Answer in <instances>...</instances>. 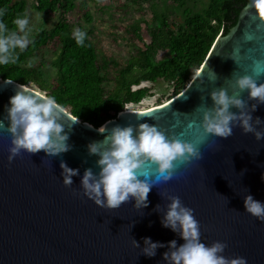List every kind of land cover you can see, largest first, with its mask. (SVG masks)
I'll list each match as a JSON object with an SVG mask.
<instances>
[{"label": "water", "instance_id": "1", "mask_svg": "<svg viewBox=\"0 0 264 264\" xmlns=\"http://www.w3.org/2000/svg\"><path fill=\"white\" fill-rule=\"evenodd\" d=\"M256 4L257 0L247 1L236 22L217 36L188 84L166 102L146 110L123 109L99 126L64 109L65 122L72 125L70 130L66 125L71 148L58 157H47L42 150L34 154L22 151L9 163L10 134L0 129V264H165L161 254L167 248L157 249L148 258L132 244L135 239L143 247V237L183 243L161 226L155 206L159 204L162 212L168 201L159 191L179 196L194 210L204 243L223 241L227 244L225 256L264 264V221L243 207L248 192L264 201V139L257 141L239 127L227 139L210 137L201 148L203 158L187 167L180 165L169 182L154 186L148 194V207L141 210L133 207L132 200L116 209L95 205L80 189V176L72 178L73 185L65 186L60 168L63 160L70 168H78L80 175L88 167L98 171L97 158L88 155L87 144L103 138L97 131L102 125L149 123L192 140L201 107L211 105L208 93L213 88H228V79L237 75L264 80V18H259ZM253 12L259 19L252 18ZM212 71L215 80L210 79ZM21 85L0 79V119L8 98ZM241 98L247 100V93H241ZM252 103L255 101H249ZM252 116L264 121V104L257 105ZM258 127L264 130V124Z\"/></svg>", "mask_w": 264, "mask_h": 264}, {"label": "clouds", "instance_id": "2", "mask_svg": "<svg viewBox=\"0 0 264 264\" xmlns=\"http://www.w3.org/2000/svg\"><path fill=\"white\" fill-rule=\"evenodd\" d=\"M0 15H3L2 10ZM12 24L14 27L9 28L0 21V65L16 63V50L23 51L30 43L32 28L28 14H18ZM72 38L77 46L84 47L87 33L77 27L72 31ZM216 78L212 71L210 79ZM227 83L228 88H213L208 93L211 105L201 107L199 127L192 140L182 139V134L166 132L149 123L114 124L110 128L102 125L97 131L103 138L87 144L88 155L97 158L98 171L88 167L80 175L78 168H70L61 160L62 183L71 186L72 178L80 176V189L95 205L116 209L132 200L133 207L141 210L148 207V194L154 186L158 188L169 182L180 165L187 167L203 158L201 148L208 144L210 137L227 139L232 136L233 129L239 127L243 133H251L257 141L264 139V130L258 127L264 121L252 116L257 105L264 104V80L245 74L229 78ZM244 92L247 100L241 98ZM252 100L255 103L249 104ZM4 113L0 129L10 134L9 163L22 151L34 154L42 150L47 157H58L70 150L66 125L69 130L72 125L66 124L64 108L54 96L21 85L8 98ZM159 195L168 201L162 212L159 204L155 206V211L161 214V226L170 229L183 243L178 244L176 239L164 243L143 237L141 247L132 239L133 246L139 248L141 254L151 258L157 249L167 248L161 254L165 264H248L242 256H225L227 244L223 241L204 243L194 210L179 196L162 191ZM243 207L251 216L264 221V201L255 199L248 192L243 197Z\"/></svg>", "mask_w": 264, "mask_h": 264}, {"label": "trees", "instance_id": "3", "mask_svg": "<svg viewBox=\"0 0 264 264\" xmlns=\"http://www.w3.org/2000/svg\"><path fill=\"white\" fill-rule=\"evenodd\" d=\"M77 1L31 0L33 10L57 13L58 20L48 31L38 30L25 50H16V63L0 65V79H11L54 96L74 117L99 126L126 105L138 104L148 93L146 87H139L144 82L162 79L172 87V95L180 92L200 68L217 36L228 31L249 0H208L199 12L185 11L179 22L171 23L167 16L154 15L149 41L143 42V47L109 78V88L103 85L108 79L104 74L106 66L100 63L87 31L84 47L77 46L72 38L73 29L81 28L72 26L68 19ZM99 1L82 0L79 6ZM185 1L173 3L181 7ZM0 10V21L13 28L12 20L26 13L27 6L24 0H0ZM136 36L142 40L138 32ZM43 47L55 51L52 60L38 57L37 51ZM159 52L162 54L157 58Z\"/></svg>", "mask_w": 264, "mask_h": 264}, {"label": "rangeland", "instance_id": "4", "mask_svg": "<svg viewBox=\"0 0 264 264\" xmlns=\"http://www.w3.org/2000/svg\"><path fill=\"white\" fill-rule=\"evenodd\" d=\"M24 1L32 28L29 39L38 30L48 31L56 24L57 13L35 11L31 8V0ZM81 1H77V6L68 14V19L72 26H80L87 31L100 63L106 66L104 74L108 75V79L103 83L105 88L111 87L109 78L115 71L123 67L138 48L143 47V42L149 41L154 15L167 16L171 23L179 22L183 20L185 11L199 12L208 5V0H186L181 7L175 6L173 0H100L96 4L87 3L82 7L79 6ZM136 32L142 40L136 36ZM161 54L159 52L156 57L159 58ZM37 55L50 61L55 57V51L43 47L37 51ZM37 58L33 59V63L37 62ZM139 87H146L148 93L138 104H128L125 109H147L160 105L173 96L172 87L162 79L144 82Z\"/></svg>", "mask_w": 264, "mask_h": 264}, {"label": "snow or ice", "instance_id": "5", "mask_svg": "<svg viewBox=\"0 0 264 264\" xmlns=\"http://www.w3.org/2000/svg\"><path fill=\"white\" fill-rule=\"evenodd\" d=\"M262 4H264V0H257L256 7L259 11V18H264V7H262ZM252 18L259 19L258 17H256L255 12H253ZM141 115H143V113H141Z\"/></svg>", "mask_w": 264, "mask_h": 264}, {"label": "bare ground", "instance_id": "6", "mask_svg": "<svg viewBox=\"0 0 264 264\" xmlns=\"http://www.w3.org/2000/svg\"><path fill=\"white\" fill-rule=\"evenodd\" d=\"M129 109V108H128ZM128 109H126V110H128ZM139 110H142V109H139ZM143 110H146V109H143Z\"/></svg>", "mask_w": 264, "mask_h": 264}]
</instances>
